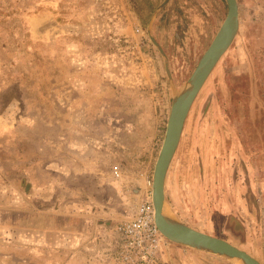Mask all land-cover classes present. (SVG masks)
Masks as SVG:
<instances>
[{
  "label": "rangeland",
  "instance_id": "1",
  "mask_svg": "<svg viewBox=\"0 0 264 264\" xmlns=\"http://www.w3.org/2000/svg\"><path fill=\"white\" fill-rule=\"evenodd\" d=\"M161 1L0 0V108L12 107L11 133H19L0 140V186L11 189L9 208L0 209V264H54L57 103L84 97L90 105L121 103L124 119L134 124L121 135L122 162L107 163V172L114 165L122 171L120 180H108L120 187L121 221L152 193L146 176L153 179L174 91L191 77L228 13L225 0H203L197 13L201 0H173L153 30L169 2ZM237 1L238 35L193 104L166 198L181 221L264 264V0ZM83 67L85 79L76 80ZM73 81L88 94L68 96ZM242 195L252 215L235 210L241 216L225 226L230 205ZM165 253L176 263L235 264L171 241Z\"/></svg>",
  "mask_w": 264,
  "mask_h": 264
},
{
  "label": "crops",
  "instance_id": "2",
  "mask_svg": "<svg viewBox=\"0 0 264 264\" xmlns=\"http://www.w3.org/2000/svg\"><path fill=\"white\" fill-rule=\"evenodd\" d=\"M84 69L74 74L78 76L76 80L85 79ZM88 92L85 87L75 85L67 90V95L86 96ZM71 101L66 105L57 103L54 109V264H115L108 254V247L112 246L111 250L115 247V227L121 221V215L117 213H120L122 199L117 201L120 187L108 183L114 176L107 172V163L122 162L124 143L121 135L124 129L133 126L134 121L124 119L121 103L90 105L86 97ZM10 111V105L0 108V140L4 143L9 137L17 139L19 135L16 131L11 133L16 124ZM95 111L97 117L92 119ZM149 164L147 170L135 172V175L148 172ZM10 191L0 186V200H8L6 203L0 201V209L9 208ZM110 191L116 195L108 198ZM243 195L237 198L235 206L230 205L233 211L226 214L225 226L234 225L233 217L241 216L242 213L235 210L242 208L252 215L249 210L247 212ZM110 218L112 220L108 221ZM1 223L4 225L7 221L2 218ZM242 224L245 226L246 223ZM107 226L112 230L107 231ZM195 229L211 233L199 227Z\"/></svg>",
  "mask_w": 264,
  "mask_h": 264
},
{
  "label": "water",
  "instance_id": "3",
  "mask_svg": "<svg viewBox=\"0 0 264 264\" xmlns=\"http://www.w3.org/2000/svg\"><path fill=\"white\" fill-rule=\"evenodd\" d=\"M225 1L228 13L224 22L191 77L180 89L174 91L163 143L153 173L152 202L156 225L169 241L222 257L235 264H261L251 254L229 241L197 230L181 221L168 206L166 198V178L193 104L219 61L232 46L240 29L238 1ZM167 71L169 72L168 65Z\"/></svg>",
  "mask_w": 264,
  "mask_h": 264
},
{
  "label": "built area",
  "instance_id": "4",
  "mask_svg": "<svg viewBox=\"0 0 264 264\" xmlns=\"http://www.w3.org/2000/svg\"><path fill=\"white\" fill-rule=\"evenodd\" d=\"M112 174L116 180H120V167L114 166ZM146 180L152 188V177L146 176ZM134 195L140 196L137 193ZM135 205L132 214L115 227V264H167L162 260L161 253L170 241L161 234L156 225L151 191Z\"/></svg>",
  "mask_w": 264,
  "mask_h": 264
},
{
  "label": "flooded vegetation",
  "instance_id": "5",
  "mask_svg": "<svg viewBox=\"0 0 264 264\" xmlns=\"http://www.w3.org/2000/svg\"><path fill=\"white\" fill-rule=\"evenodd\" d=\"M164 1H165V0H162L161 3H160V5H161L162 3H164ZM205 1H206V0H205ZM203 2H204V1L201 0V1H199V5H198V6H194L193 11H194L195 13L199 12V11L201 10V7L204 8V4H203ZM172 3H173V0H169L168 4L162 8L161 12H159V14L157 15L158 18H160L159 20H158V18H157V16H156L155 21L153 22V25H152L153 30L156 29L155 27H157V25H158V21H159V23H160V25H161V21H160V20H161L163 14H167L165 10H167V8H168L169 6L172 5ZM160 5H159V6H160ZM137 13L139 14L140 12H137ZM146 13H147V11H145V9H143L142 12H141V14H140V17L143 16L144 14H146ZM153 14H154V12H149V15H148V16H151V17H152ZM156 31H157V30H156ZM183 33H184V32H183ZM177 36H178V38H180V35H179V34H178ZM153 39H154L155 41H157V42H160L159 39H158V37H157L156 35H154ZM235 217H236V216H235ZM235 217H233V219H235ZM231 221H232V220H231ZM169 245H170V243L168 244V247H169ZM161 258H162V260H163L165 263H167V264H185V263L183 262L182 259H179L177 263H176L175 261L173 262V260H171V258H170L168 255H166L165 250L162 251V253H161Z\"/></svg>",
  "mask_w": 264,
  "mask_h": 264
}]
</instances>
